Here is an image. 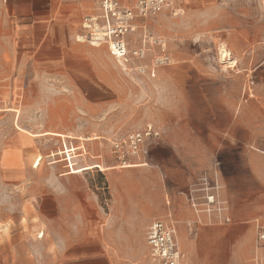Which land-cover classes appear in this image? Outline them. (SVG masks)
Here are the masks:
<instances>
[{"label": "rangeland", "instance_id": "374dc122", "mask_svg": "<svg viewBox=\"0 0 264 264\" xmlns=\"http://www.w3.org/2000/svg\"><path fill=\"white\" fill-rule=\"evenodd\" d=\"M246 1L220 0L229 11ZM180 8L139 21L149 36L145 68L132 60L125 71L108 44L78 40L87 33L83 16L66 22L64 3L45 23L18 30L12 0H0V264H94L84 235L93 210L107 212L115 193L155 204L148 194L159 187L170 215L179 175L189 167L202 173L198 180L219 178L232 214L201 213L186 223L169 216L184 264H264V217L254 208L264 196V29L255 45L235 46L225 39L228 30L189 31ZM142 33L131 34V48ZM161 53L166 63L156 62ZM147 122L161 132L150 141L148 165L140 159L121 167L113 141ZM5 149L21 156L18 177L8 175L17 170L7 166L11 153L1 166ZM150 222L132 228L134 243L147 242Z\"/></svg>", "mask_w": 264, "mask_h": 264}, {"label": "crops", "instance_id": "0c3cea01", "mask_svg": "<svg viewBox=\"0 0 264 264\" xmlns=\"http://www.w3.org/2000/svg\"><path fill=\"white\" fill-rule=\"evenodd\" d=\"M35 2L43 4L37 8ZM59 2L67 6L66 22L70 24L80 20L86 14L99 12L97 4L93 0H12L13 8L19 16L18 30L32 29L36 24L45 23L48 17L53 16ZM245 3L241 10L236 11L225 10V5L220 0H184L181 7H186L189 31L228 30L230 32L227 33L225 39L231 45L250 46L257 43L260 31L264 29V0L262 2L261 0H248ZM254 3L258 5L256 8H254ZM250 30L253 33H249ZM83 35L78 34V40L85 41L81 38ZM55 44L63 45L56 42ZM5 153H11L12 156L7 166L10 165L12 169H17L16 172L8 175L18 177L17 172H22L19 168L22 165L19 152L15 149H5L1 157V166L3 167L5 166ZM189 168H182L185 171L179 175V185L174 191V202L170 215L164 212L163 192L159 187H154L155 192L148 194L150 197L155 196V204L152 203L151 198L139 203L134 199H121L115 193L107 212L101 213L98 206L96 210H93L90 228L84 230V235L91 238V252L87 254H90L95 261L94 264H159L150 254L148 241L141 244L132 241V228L146 225L150 221L151 224L159 219L172 223L173 220L169 216L175 217L180 223H186L196 218L197 214L190 205L186 194L190 184L196 182L202 173H194L189 171ZM162 174H164L163 170L161 173L157 171L156 178L160 179ZM147 186L148 189L152 187L151 184H147ZM254 208L261 218L264 217V196L256 199ZM231 214L232 210L228 206L229 219ZM183 232L187 235L184 225L180 224L179 234L181 237L184 235ZM187 238L182 239V246L190 255L191 248ZM121 257L129 258L130 261L121 260Z\"/></svg>", "mask_w": 264, "mask_h": 264}, {"label": "built area", "instance_id": "2783aa9c", "mask_svg": "<svg viewBox=\"0 0 264 264\" xmlns=\"http://www.w3.org/2000/svg\"><path fill=\"white\" fill-rule=\"evenodd\" d=\"M98 7L97 14H86L83 17V28L92 42L108 44L111 55L116 60L130 63L138 61L139 69L142 68L148 54L146 42L148 35L145 33L146 26L140 23L149 16H155L166 10L179 14L180 5L184 0H93ZM100 29V30H99ZM138 29L143 30L136 41L139 46L131 48V34ZM153 44L159 45L161 51H165V43L161 38L152 40ZM155 60L159 64L166 63V55L157 54ZM152 75H155L152 72ZM161 132L153 123H145L126 135L113 141V153L122 165H128L132 160H144L141 163L148 165L150 155V141L160 136ZM69 160V158H68ZM73 164L69 162L70 170ZM221 183L218 177L207 176L193 182L189 186L186 197L197 215L206 213L210 216L224 217L228 205L220 195ZM258 240L264 241V225H259ZM147 241L150 254L159 264H184L185 254L177 238V229L173 223L164 220L153 221L147 230Z\"/></svg>", "mask_w": 264, "mask_h": 264}, {"label": "bare ground", "instance_id": "6f19581e", "mask_svg": "<svg viewBox=\"0 0 264 264\" xmlns=\"http://www.w3.org/2000/svg\"><path fill=\"white\" fill-rule=\"evenodd\" d=\"M100 30V29H99ZM135 33V32H134ZM81 38L82 39H84V40H87L88 39V36L86 35V34H84L83 36H81ZM81 40V39H80ZM89 40V39H88ZM91 40V39H90ZM89 40V41H90ZM90 43L93 45H100V44H102V43H98V42H95V43H92L91 41H90ZM115 59V58H114ZM116 60V59H115ZM116 62L122 67V69L123 70H125V71H132V69H133V67L130 65V64H128V63H125L124 61H122L121 59L120 60H116ZM234 62H236V61H233V62H230V63H228V66L227 67H232V66H234ZM236 65V64H235ZM226 66V65H225ZM137 68H139V66L137 65V67L135 68V69H137ZM144 66H142V68H141V70L143 71L144 70ZM152 76H156V73H155V75H152ZM132 164V163H131ZM131 164H128V165H122V164H120L121 165V167H129ZM117 167H118V165H117ZM179 244H180V242H179Z\"/></svg>", "mask_w": 264, "mask_h": 264}]
</instances>
